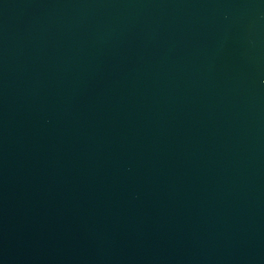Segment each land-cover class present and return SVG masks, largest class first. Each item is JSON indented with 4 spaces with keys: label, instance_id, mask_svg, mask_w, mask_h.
<instances>
[{
    "label": "water",
    "instance_id": "95a60500",
    "mask_svg": "<svg viewBox=\"0 0 264 264\" xmlns=\"http://www.w3.org/2000/svg\"><path fill=\"white\" fill-rule=\"evenodd\" d=\"M0 264H264V0H0Z\"/></svg>",
    "mask_w": 264,
    "mask_h": 264
}]
</instances>
